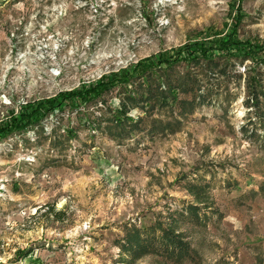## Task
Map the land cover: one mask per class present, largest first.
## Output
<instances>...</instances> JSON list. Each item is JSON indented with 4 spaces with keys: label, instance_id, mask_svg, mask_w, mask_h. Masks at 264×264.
<instances>
[{
    "label": "rangeland",
    "instance_id": "374dc122",
    "mask_svg": "<svg viewBox=\"0 0 264 264\" xmlns=\"http://www.w3.org/2000/svg\"><path fill=\"white\" fill-rule=\"evenodd\" d=\"M230 36L237 58L221 59L213 103L182 117L136 106L142 129L106 128L139 62ZM251 75L264 90V0H0V126L50 108L0 139V264H264V95L252 104ZM104 78L96 100L71 95ZM195 193L201 220L177 216ZM173 219L189 257L128 254V232Z\"/></svg>",
    "mask_w": 264,
    "mask_h": 264
},
{
    "label": "trees",
    "instance_id": "16d2710c",
    "mask_svg": "<svg viewBox=\"0 0 264 264\" xmlns=\"http://www.w3.org/2000/svg\"><path fill=\"white\" fill-rule=\"evenodd\" d=\"M234 44L235 42H232L231 36L228 39L220 41L219 44L196 40L180 46L170 56H161L159 58L151 56L139 62L133 68L132 73L124 78L127 81L134 79L135 89L128 91L126 100L121 102V109L123 110L113 112L112 119L108 120L111 124L106 128L112 134L115 133L116 136H129L132 134L133 129H142L141 118L135 120L127 115L128 111L136 106L142 107L147 112L151 111V113L156 109L172 110V114L175 111L177 112L176 117H179L178 115L182 117L193 113L199 106L213 103L220 94L219 90H221V86L219 80L228 76V71L222 68L224 65L221 64V59L237 58V56H231L236 55L234 54L235 51L231 49ZM246 53L237 55H241L239 57L245 60L249 57ZM183 63H186V67L184 68V70L187 69L186 72H183V69L179 70L182 73L173 71L176 65L180 64L182 66ZM106 79L104 78L103 81L99 82L100 84L97 83L96 85L87 86L82 90H76L71 95L87 101H94L98 95L102 94L99 85H101L102 89L105 88L103 91H106L109 85L113 84L111 80ZM118 79L120 78H116L114 81ZM246 82L247 89L256 98L255 101H252V104L257 105V108L260 109L259 99L264 95V90L254 86V83L258 82L255 75H251ZM182 94L184 97L181 96ZM253 96L248 99H254ZM48 103L52 104L54 102L51 100ZM247 105H250V101L247 102ZM49 109L46 108V104L44 106L42 102L37 103L31 113L22 114L19 120L7 121L0 126V139L13 132H24L32 126V121H34L32 119L39 114L40 110ZM261 111L262 119L264 120L263 107ZM175 122H180V118ZM86 123L88 130H95L98 128L97 126L100 127L101 125L100 123H93L88 119ZM159 123L163 125V122ZM167 127H169L168 123L164 124L162 129L165 130ZM157 130L160 129H157L154 125L149 131L154 132ZM65 131L68 135L71 133V136H73L76 134L77 128H68ZM54 143L58 145L64 142L57 137L54 138ZM195 190H200L203 193L205 186H193L192 191L195 192ZM196 199L195 203H189L187 209L178 212L177 216L183 218L190 217V219L196 218L200 221L201 207L199 204L203 203L205 198H202L201 194H196ZM175 224L176 220L173 219L166 227L161 224H153L150 228L144 230L135 228L126 234L127 240L124 248L134 259L154 252L162 255L165 254L168 258L170 257L181 262L183 258L191 255V248L182 231L176 229Z\"/></svg>",
    "mask_w": 264,
    "mask_h": 264
}]
</instances>
